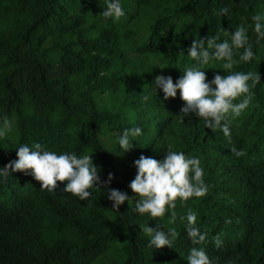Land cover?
<instances>
[{
  "label": "trees",
  "instance_id": "1",
  "mask_svg": "<svg viewBox=\"0 0 264 264\" xmlns=\"http://www.w3.org/2000/svg\"><path fill=\"white\" fill-rule=\"evenodd\" d=\"M109 2L0 0V125L5 116L12 122L0 138V169L18 159V147L39 143L92 156L101 180L112 174L109 187L134 198L135 161L163 160L171 148L200 161L207 195L177 202L170 224L171 211L153 219L135 211V201L116 211L104 189L82 201L63 191L66 182L48 191L30 174L0 172V264H188L193 247L212 264H264V38L257 43L252 21L264 13V0H119V21L101 15ZM240 25L254 58L233 71L261 80L232 120L230 143L194 113L183 115L179 91L164 100L155 78L176 83L196 64L188 55L195 39L219 35L223 42L230 39L224 30ZM222 63L200 67L207 82L226 75ZM137 127L142 134L129 137L134 146L125 153L119 138ZM233 148L246 155L236 157ZM190 211L206 234L200 245L188 237ZM157 224L175 228L173 248L149 246L141 228Z\"/></svg>",
  "mask_w": 264,
  "mask_h": 264
},
{
  "label": "clouds",
  "instance_id": "2",
  "mask_svg": "<svg viewBox=\"0 0 264 264\" xmlns=\"http://www.w3.org/2000/svg\"><path fill=\"white\" fill-rule=\"evenodd\" d=\"M228 12L227 7L219 10L221 15ZM101 15L119 21L125 16V11L119 0H112L107 3ZM252 21L259 43L260 39L264 38V13L254 14ZM224 35L230 39L219 42V35L195 39L188 49V55L196 64L187 67L176 83L171 76H157L155 87L162 89L164 100L175 99L179 91L180 98L185 102V107L181 109L183 115L194 113L203 120L208 129L213 132L221 130L231 143L232 120L240 117L249 107L253 99L252 90L260 83L261 77L254 72L233 71L235 65L250 62L254 58L248 29L240 25L231 33L224 30ZM240 49H243L242 53L239 52ZM237 55L239 59L235 58ZM212 61H222L221 67L226 75L217 74L209 83L205 71L200 70V67ZM11 131L12 122L5 116L0 125V138H7ZM141 134L142 130L138 127L123 132L119 144L125 153L131 151L134 146L129 137H138ZM231 151L236 157L246 155L243 150L233 148ZM17 156V160L0 169L4 176L12 172L30 174L41 184L42 190L48 191H54L61 183L66 182L63 191L82 201L90 198L91 189H104L116 211H119L125 202L130 207L135 201V211L141 215L148 214L153 219L162 220L171 211L168 221L170 224H174L176 220L177 202L186 203L190 198L204 197L208 192L200 161L188 158L183 152L171 148L163 160L141 156L135 161L137 174L130 183V188L135 193L134 198L109 187L114 178L112 174H109L107 181H102L99 169L95 166L92 156L88 154L79 157L75 153L57 154L54 151L43 150L42 145L36 143L33 148L27 145L18 147ZM187 221V233L191 243L193 245L204 243L206 234H202L196 226V214L190 211L187 214ZM141 229L150 237L149 246H154L157 250L173 248L178 237L175 228L165 231L161 230L159 224L156 228L145 225ZM215 244L217 247L222 244L219 235L215 238ZM187 260L188 264H212L206 252L198 247L191 249Z\"/></svg>",
  "mask_w": 264,
  "mask_h": 264
}]
</instances>
